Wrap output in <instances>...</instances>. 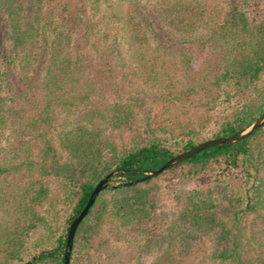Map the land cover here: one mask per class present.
Returning <instances> with one entry per match:
<instances>
[{
  "label": "trees",
  "instance_id": "1",
  "mask_svg": "<svg viewBox=\"0 0 264 264\" xmlns=\"http://www.w3.org/2000/svg\"><path fill=\"white\" fill-rule=\"evenodd\" d=\"M76 1L72 8L67 0H0V264H63L70 223L113 171L123 172V183L97 195L69 264H124L102 235L109 224L128 232L139 264L142 255L154 256L152 264H193L207 240L208 264H253L243 248L246 217L264 210V123L163 171L205 183L221 166L236 169L235 192H179L180 210L168 219L158 205L162 173L136 180L264 113V9L250 0H231L225 10L209 0ZM99 38L156 55L142 66L148 79L161 71L152 80L166 92L108 100L116 88L111 66L89 51ZM165 52L184 74L181 97L167 60L158 62ZM183 102L195 111L185 121ZM124 135L129 140L117 145ZM34 140L41 143L35 160Z\"/></svg>",
  "mask_w": 264,
  "mask_h": 264
},
{
  "label": "rangeland",
  "instance_id": "2",
  "mask_svg": "<svg viewBox=\"0 0 264 264\" xmlns=\"http://www.w3.org/2000/svg\"><path fill=\"white\" fill-rule=\"evenodd\" d=\"M67 1L72 5V8L78 6V1L76 0ZM189 1H192V3H194L193 0ZM209 1L212 7H214L213 5H216L225 10L231 0ZM250 2L256 4L259 10L264 9V0H250ZM111 26L113 28L116 27L112 24ZM95 46L96 50H94L95 48H91L89 50L92 55L97 57L103 56V58L106 57V60L111 66L110 77L113 81L112 85H114L116 88L114 91L108 92L106 96L108 100H113L115 95L126 100L131 96H137L138 92L140 93L143 91L149 95H153L154 93L160 95L161 93L166 92L160 82L152 80L153 77L156 75L161 76V71L159 70L158 74H156V72L152 73L150 77L151 79H148L146 77V71L143 69L142 66L148 62H153L152 59L156 55H152L150 52H147L145 50H143L140 55L139 53L135 54L131 47L120 45L116 46V48L113 47V41H102L100 40V38L96 40ZM140 57L143 58L142 61H139ZM163 59L167 60V64L170 65L169 71L172 77H177V79H174V82H176L175 93L177 94V96L181 97V91H183V85H185V77L184 74L181 72L180 63H178L176 56L169 55L166 52L164 56H162L161 60H159L158 62L162 64ZM159 63L157 65H159ZM183 104L184 107L183 111H180L182 113L180 117H183V119L181 120L185 121L189 116H195V111L194 113H191L190 106H188L187 102H183ZM143 110H145V108L138 110L135 116L137 118V124L139 125V127V120L141 119L140 117L142 116ZM154 112L155 110L152 111V113ZM4 133L5 135L9 134V137L13 136L12 134H10L9 128H5ZM23 140L25 141V139ZM128 140V136L126 137L125 135L122 137L121 140L120 138L115 137L117 145H121L124 142H127ZM40 144L41 143L38 140L31 141L30 157L34 160L41 152ZM52 144L54 147H56L57 145L55 141H53ZM262 145L264 147V138L262 140ZM158 177L159 178L156 179V182L158 185L159 210L165 213L168 219L175 218L180 210V204L176 199L177 193L197 188L203 191H211L213 195L221 198L223 195H226L227 190L232 192L237 191L241 182L238 170L236 171V169L226 168L225 166H221L213 174H211V176L208 177V180L205 183L198 182L191 178L181 179L177 171L166 173L162 172V174ZM118 183H122V178L119 176L114 177L110 184H116L117 186L120 185ZM246 222L249 225V231L246 235L248 241L244 245L243 252L244 255L248 259H250L253 264H259V259L261 261H264V210L248 215L246 217ZM102 235L108 238V240H111L112 248L117 253V260L123 261L124 264H139V260L137 261L136 259H134V257H136L135 252L138 251V248H136V245L132 241V238H128V232L123 229L117 228L114 224H109L102 231ZM130 246L131 250L129 251ZM212 246V242L208 240L205 241V243L199 248L198 256L193 264H208L206 260L202 258L203 255H205L208 251L212 249ZM153 257L154 256L142 255V264H152V261L154 259ZM199 261L201 263H199Z\"/></svg>",
  "mask_w": 264,
  "mask_h": 264
},
{
  "label": "water",
  "instance_id": "3",
  "mask_svg": "<svg viewBox=\"0 0 264 264\" xmlns=\"http://www.w3.org/2000/svg\"><path fill=\"white\" fill-rule=\"evenodd\" d=\"M264 123V113L259 115L253 122L246 127L243 131L239 132L238 134L232 136V137H217V138H212V139H207L199 144H197L195 147L187 149L183 152L178 153L176 156L169 158L165 163H163L160 167L154 170L150 171H145L144 176L137 179L136 182L145 180L149 177L152 176H157L160 173H162L165 169L170 167L171 165L205 149L210 146H215V145H221V144H230L234 143L236 141H239L253 132L256 128H258L261 124ZM119 175H123V172L117 173L115 171L110 172L107 175H104L102 179H100L97 184L95 185L94 189L92 190L87 202L85 203L84 207L81 209V211L74 217L72 222L69 225L67 234H66V243H65V249H64V255H63V264H69V256H70V251L73 243V238L76 232V229L80 222L83 220V218L87 215L89 208L92 206L94 203L97 195L106 187H116V184H110L111 181L114 179V177H118ZM123 183V182H122ZM118 183V184H122ZM130 183V181H128Z\"/></svg>",
  "mask_w": 264,
  "mask_h": 264
}]
</instances>
